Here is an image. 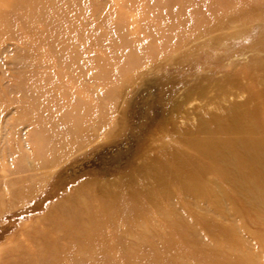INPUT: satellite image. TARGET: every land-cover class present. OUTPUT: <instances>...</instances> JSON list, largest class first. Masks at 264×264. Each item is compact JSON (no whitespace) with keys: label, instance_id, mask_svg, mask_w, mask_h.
<instances>
[{"label":"rangeland","instance_id":"obj_1","mask_svg":"<svg viewBox=\"0 0 264 264\" xmlns=\"http://www.w3.org/2000/svg\"><path fill=\"white\" fill-rule=\"evenodd\" d=\"M263 84L264 0H0V264H264Z\"/></svg>","mask_w":264,"mask_h":264},{"label":"bare ground","instance_id":"obj_2","mask_svg":"<svg viewBox=\"0 0 264 264\" xmlns=\"http://www.w3.org/2000/svg\"><path fill=\"white\" fill-rule=\"evenodd\" d=\"M262 83L263 82H261L260 84ZM257 96L258 94H256L253 97V99H250L249 102L244 103L245 105L243 106L242 109L235 108L232 105H229L228 107L225 108V110H223L224 121L232 124L231 127L237 126L238 128L236 129L241 128L242 132L245 135L246 140L252 139L253 142L257 140L259 135H262V137H264V119L263 120L258 119L257 124H253L255 126H251V127L245 121L246 119H249L251 116H253L255 113L256 106H257V98H256ZM260 106L262 108L263 104ZM243 122L246 125L243 124ZM241 124H243V126ZM191 140L192 142L201 144L200 142H202L203 138L198 139L197 136H193ZM191 140H188V141H191ZM181 144L182 143H180V145ZM249 153L252 158V161L254 162V166L256 167L264 166V140H262L261 137H259V142L257 144H253V148H251ZM244 170L245 169H243V171ZM239 176L241 180H244V175L242 174V172H240ZM246 179L252 182H256L254 181L256 177H253V178L246 177ZM240 186L243 187L242 185Z\"/></svg>","mask_w":264,"mask_h":264}]
</instances>
